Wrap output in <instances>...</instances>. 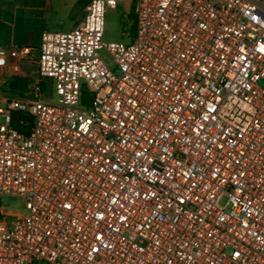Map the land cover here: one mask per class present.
<instances>
[{"label":"built area","instance_id":"1","mask_svg":"<svg viewBox=\"0 0 264 264\" xmlns=\"http://www.w3.org/2000/svg\"><path fill=\"white\" fill-rule=\"evenodd\" d=\"M124 1L44 31L0 93V198L25 200L0 207V264H264V0H137L106 42Z\"/></svg>","mask_w":264,"mask_h":264},{"label":"crops","instance_id":"2","mask_svg":"<svg viewBox=\"0 0 264 264\" xmlns=\"http://www.w3.org/2000/svg\"><path fill=\"white\" fill-rule=\"evenodd\" d=\"M68 2L69 0H0V51L7 52L25 45L34 49L29 60L19 61L9 55L0 60V89L14 77L30 78L37 73L39 55L36 56V50L38 47L39 52L42 33L61 31L58 30L61 28V16L71 18L72 5H68Z\"/></svg>","mask_w":264,"mask_h":264},{"label":"rangeland","instance_id":"3","mask_svg":"<svg viewBox=\"0 0 264 264\" xmlns=\"http://www.w3.org/2000/svg\"><path fill=\"white\" fill-rule=\"evenodd\" d=\"M74 3V4H73ZM68 5H72L70 9L71 18L61 16V28L58 30L69 31L76 27L80 23L84 16L81 5L78 0H69ZM137 0H125L116 9H109L106 14L105 23V41L106 42H124L129 43L131 41L130 28L131 23L129 16L131 12H136ZM39 55L38 47L36 50V56ZM34 74L30 78H35ZM15 78V77H14ZM14 78L7 81L6 84L0 89L1 93L8 91V86ZM83 89L88 91V84L83 82ZM0 207L7 213H24L25 212V200L20 197L4 196L0 198Z\"/></svg>","mask_w":264,"mask_h":264},{"label":"trees","instance_id":"4","mask_svg":"<svg viewBox=\"0 0 264 264\" xmlns=\"http://www.w3.org/2000/svg\"><path fill=\"white\" fill-rule=\"evenodd\" d=\"M92 0H79V4L82 7L83 12L85 11L86 7L89 5V3ZM136 12L133 11L131 12L130 16H129V20L131 23V28H130V37L131 39L134 38L135 35V31H136ZM30 78H22V77H17L14 78V80H12L8 86V93H16L17 91H19L20 93L25 92L27 90V86L29 84ZM47 84L48 81H43L42 83V87L43 89H47ZM32 125V118L26 114V113H22V112H16L14 114V121H13V126L14 128L24 134V135H28L29 130L31 128ZM2 216V213L0 212V217Z\"/></svg>","mask_w":264,"mask_h":264}]
</instances>
